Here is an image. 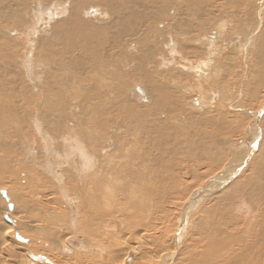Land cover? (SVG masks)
Returning a JSON list of instances; mask_svg holds the SVG:
<instances>
[{"label":"bare ground","instance_id":"6f19581e","mask_svg":"<svg viewBox=\"0 0 264 264\" xmlns=\"http://www.w3.org/2000/svg\"><path fill=\"white\" fill-rule=\"evenodd\" d=\"M31 1L0 0V187L4 189L0 191L3 197L0 199V264H145L146 262L155 264L159 261L173 264L175 256L184 245L180 247L179 242L188 226L187 219L206 198L211 202L212 199L209 200V198L217 196L216 200L221 203L212 204V207L218 205L216 208H220L222 212H232L230 208L227 211L224 207L225 201L230 202L231 197L239 199V196L243 195L250 198L253 196L252 192L256 190H258L255 193L256 197L264 196V143L262 142L261 145V117H259L264 108L256 113H250L247 108L241 111L238 115L240 118L241 115L248 114L242 128L235 121L239 120L238 117L234 119L237 115H230L236 108L226 107L227 97L231 99L232 92L235 91L232 88L247 90L248 86L250 90L249 87L252 88L255 85H251L252 82L246 83L249 74L246 72L254 68L253 63L249 67L248 55L254 57L257 52L254 54L253 51H258L256 46L259 43L264 46V39H260V34L264 30L261 31L264 24L261 10L264 0H259L254 4L255 7H252V12L254 10L252 25H250L252 12H247L249 13L247 20L244 18L241 20V17L238 19L239 13L245 7V0H208L205 11L200 7L196 9L189 7L187 5L189 0L162 2L135 0L136 3L134 0L133 2L124 0L125 2L121 3H117L118 1L112 3L110 0H71L70 5L65 0L63 5L57 6L53 3L52 7L49 5L48 8L46 5L45 8L42 7L43 4L34 5L36 4L34 3L33 7L29 8L34 2ZM46 1L52 2V0ZM175 2L185 5L179 10L188 13L189 21L182 22L176 27L179 31L187 32V43H181L183 40L180 43L179 40H175L177 31L170 30L167 20L158 24L157 27L163 35L169 32L174 33L165 44L170 43L175 47V51L171 49L170 56L176 59V62L174 59H171L174 60L173 62L170 60L169 62L166 60L165 63L158 62L160 67L151 71L147 63L154 54L152 52L155 51L152 44L153 37L162 34L152 29L154 23L150 17L152 14H158L161 10L170 8ZM91 5L101 6L108 13V17L112 18L105 20L107 16L102 15L98 18L99 9L93 7L92 9L89 7ZM68 6H70L69 15L56 22L53 21L49 39L43 40L44 38L41 37L42 41L39 40V42V33L44 34L48 29L45 25L35 26L42 14L48 13V18L52 20L58 9L61 12L62 8L67 10ZM225 6L230 12L226 11ZM141 7L145 11L138 10ZM28 8L29 15L33 13L32 20L26 17L27 13H24ZM33 9L35 11L32 12ZM51 9L55 10L51 12ZM201 11L206 14L204 15L206 18L203 16L204 20L198 19V13ZM212 16L213 29L205 34L193 36L192 33H197L196 30H204V26L209 24ZM193 17L196 18L194 22ZM235 20L236 26H234ZM137 21L140 25L143 24L141 28H138ZM107 22L116 28L114 32L113 29L106 27ZM3 23H10L17 28L18 32L15 30L5 32L4 28L2 29ZM245 27L248 32L246 36L234 34L237 28L242 32ZM137 28L141 31L134 34L133 31ZM126 32L130 33V37L127 39L124 36L127 40L118 45V37ZM7 33L11 35L10 38L6 35ZM234 36L239 41L237 47L233 48L235 51L231 50L232 45L229 42ZM24 38L28 41L32 39V41L23 42L25 48L23 50L20 47L23 52L22 55L20 53L22 57L18 56V60L16 53ZM17 39L20 42H17ZM36 42L37 44L34 45ZM160 45L158 44L159 48ZM177 45L181 48L180 53L176 48ZM164 46L170 49L169 45L163 44ZM190 55L200 56L201 59L199 58L200 60L194 64L184 63L187 62L185 60L181 61L180 58ZM237 56L240 57L239 62L236 60ZM262 60H257L260 63L258 66H261L260 74L264 69V60ZM127 64L130 66L125 68L123 65ZM35 66L43 70L40 69L34 74ZM153 66L157 67L155 64ZM207 69H209L208 74ZM221 69H223L222 76L225 77L223 78L227 79L226 83L223 81L222 86L219 80ZM215 70L216 78L209 80L215 81L216 88L220 87L217 89L218 93L211 91L208 94H200V88L197 86L205 82ZM12 72L17 80L15 81V77L12 79L15 82L19 81L20 85L10 80L9 75ZM65 73H71V83H68ZM160 73L165 79L167 78L165 83L157 79L162 76ZM133 75L140 77L146 85L143 83L129 85L126 79ZM186 76L193 79L194 84ZM81 83L85 84L81 85ZM190 91L197 92L198 96L194 102L191 101L189 105H186L185 110L183 103L186 100V93ZM252 91L253 93L248 92V98L243 101L249 99L250 104L254 105L256 99L261 98L257 107L259 109L264 104V95L261 96L258 91ZM224 97L225 102H221ZM149 99H151V105L147 104ZM146 104L147 107L144 106ZM206 105L210 106L212 114L216 111L215 115L210 116L208 120H199V116L194 115V117L192 113H188L189 108L196 114L202 113L206 111L204 110ZM184 113L191 115L188 116L187 121H185ZM77 114H83V117ZM223 114L225 117H219ZM261 114L263 118L264 113ZM254 117L258 124L253 125ZM214 119L217 120L216 130L221 129L222 134L228 133L230 137L234 133H240V139L237 137L239 140L237 139L236 143L234 140L230 143L219 140L212 134L204 140L207 136L204 127ZM184 122L187 123L184 124ZM189 123H196L198 126L195 124L197 128L190 130ZM40 124L51 129L49 137L41 133ZM120 138H124L125 142ZM155 138H163L165 141L159 143ZM240 143L241 145L238 146ZM228 144L233 147H228ZM151 145L153 151L150 148ZM259 145H261L260 148ZM225 147L227 150L224 149ZM14 152H19L20 156L14 155V157ZM255 154L256 158L252 166L258 163L253 171L256 174L254 180L246 179L237 183V188L230 189L234 179L239 176L241 179L244 178L245 170L250 164L247 165L248 160ZM178 155L183 159L178 158ZM59 157L64 160H59ZM70 157L71 165L65 164L67 167L64 168L61 163L68 164ZM189 158L193 161L190 170L193 171L194 177L202 175V173L198 174V167L202 165L211 167L219 161L223 167L214 173L208 185L194 192L195 194L188 197L182 206L180 205L181 209L175 216L179 219L175 218L174 234L170 242L163 241L161 236V241L155 242L153 239L149 243L144 239L143 225L138 224L136 218H140V221L141 218L144 221L150 219L156 208L150 197L154 200L161 197L160 192L156 190L157 187L153 186L154 182L156 183V179L161 177L164 183L170 186L172 176L169 173L172 172V167L168 166L182 165L181 162ZM14 161L17 165L11 167ZM186 167L185 169H189ZM186 177L189 178V175L186 174ZM179 182L177 181V184H180ZM6 183L11 186V191L6 190L8 187L4 188ZM246 186L247 188L253 186L252 192L247 190ZM26 188L36 194L37 202L52 200L57 204L59 201L58 209L51 208L50 222L44 232L41 229L43 233L38 234L35 232L37 228L26 225L22 216L17 219V215L13 214L19 209L17 204L22 205L32 200L21 196V190ZM261 190L263 193H260ZM48 192H51L52 197ZM47 196L50 199L46 198ZM157 200L155 201L158 202ZM240 202L242 205L239 204L238 209L235 210V213L239 211V214L243 216L235 220V224L238 223L242 229L240 238V232H236L235 229L232 232L231 227L229 228L226 223L213 225L211 230L216 232L217 236L223 235L221 227L227 229H222L226 233L225 239L221 237L224 241L216 238L213 244L211 240L208 241L217 247L213 249L212 246L211 250H215L212 257L215 258L218 255V249L221 257L218 258V255L215 261L218 262L221 259L219 264H264V234L253 233V225H255V222L251 221L253 210L246 201L240 200ZM131 204H134V207ZM232 205L236 206L234 200L231 202ZM262 205L264 207V202ZM122 206L123 213L126 210L131 212L133 209L131 216L135 219L125 221L130 213L125 214L123 218L111 217L113 214L118 216L117 212L122 210ZM25 209L31 212L29 206ZM59 209L62 212L58 211ZM55 210L57 211L54 212ZM202 210L205 213V209ZM209 210L207 208L206 212ZM211 211H214L213 208ZM222 212L220 214H223ZM253 214L255 215L254 212ZM107 218L110 219L107 220ZM262 219L261 225L264 224V213ZM242 221L245 222L241 223ZM123 223L127 224L123 227ZM152 223H150L151 226L154 225ZM226 243L230 245L228 252L223 247ZM243 244L245 247H242ZM234 245L243 249L242 255L239 247L236 248ZM140 248H142L141 251H139ZM207 252L210 251L207 250ZM207 252L203 255L208 256L199 258V261L204 263L210 259L209 262L215 264L211 253Z\"/></svg>","mask_w":264,"mask_h":264},{"label":"rangeland","instance_id":"374dc122","mask_svg":"<svg viewBox=\"0 0 264 264\" xmlns=\"http://www.w3.org/2000/svg\"><path fill=\"white\" fill-rule=\"evenodd\" d=\"M31 1V0H30ZM32 1H34V2H32ZM31 2V4H30V6H29V8L30 7H33V5L32 4H34V3H36V4H34V5H42V7H45L46 5V7H48L49 5H51V6H49V7H52V4L53 3H55V5H63L64 4V2H65V0H52V2L51 3H49V2H47L46 0H45V2H43L44 0H32ZM66 1H68V3H69V5L71 4L70 2H71V0H66ZM117 2V3H121V2H125L124 0L122 1H120V0H110V2ZM131 2H133V0H130ZM137 1H141V0H137ZM159 2H162V1H165V0H158ZM199 1V2H198ZM246 1V3H245V7H244V9L242 10V12H240L239 13V15H238V19L240 18L241 20H243V18L245 19V20H247L248 19V17H249V13H251L252 12V7H255L254 6V4L255 3H258V1L259 0H245ZM57 2V3H56ZM134 2H135V0H134ZM48 3V4H47ZM136 3V2H135ZM194 3V4H193ZM208 3V0H189V2H188V6L189 7H191V8H193V9H196L197 7H200V8H202L203 9V11H205L204 9H207L205 6H207L206 4ZM54 5V6H55ZM53 6V8H55ZM172 6H173V9H172ZM181 6H185V5H183V4H179L178 2H175L174 3V5H171L170 6V8L168 7V8H166V9H164L163 11L161 10L160 12H158V14H152V16L150 17L151 19H153L152 20V22L154 23H152L153 24V27H152V29L155 31V32H158V33H160V34H162L160 31H159V29H158V24H162L165 20H167L168 21V27H170V30H176L177 31V34L175 35V40L176 41H178L179 43L181 42V40H183L181 43H187V39H188V36H187V32H182V31H179L176 27L178 26V24H180V23H182V22H184V23H187L188 21H189V19L187 18L188 17V13H186V12H184V11H180L179 10V8L181 7ZM45 7V8H46ZM48 7V8H49ZM89 7H93V8H98L99 9V11H100V13H99V16H98V18H100V15H102V16H107V19L105 18V20H109V19H111L112 17H108V13H106V11H105V9L104 8H102L101 6H99V5H91V6H89ZM204 7V8H203ZM27 9L26 10V12L24 11V13L27 15L26 17H29V19H31L32 20V18H33V13L31 14V16L29 15L30 14V9ZM85 8H87V7H85ZM92 8V9H93ZM150 9H151V7H149ZM225 8H226V6H225ZM44 9V8H43ZM69 9H70V6H68L67 7V10H65V9H63L62 8V11L61 12H59L60 10L58 9L57 11H56V13H55V15H54V19H49L48 17H49V14L48 13H44V14H42V16L40 17V19H39V22L38 23H36L35 24V26L37 25V26H41V25H45V26H48V29L46 30V32L43 34V33H39V36H40V39H38L39 38V36H38V41L40 40V41H42V38H44L43 40H47V39H49V37H50V34H51V25H52V22L54 21V22H56L58 19H60V18H62V17H67L68 15H69ZM52 10H55V9H51V12H52ZM64 10V11H63ZM95 10V9H94ZM138 10H140V11H145L142 7L141 8H139ZM245 10V12L243 13V11ZM261 10H262V18L264 19V4L262 5V7H261ZM33 11H35V9H33L32 10V12ZM171 11V12H170ZM203 11H201V12H199L198 13V19H203V16L204 15H206L205 13H203ZM226 11L227 12H230L229 11V9H227L226 8ZM249 11V13H247ZM117 11H115V13H116ZM175 12V13H174ZM184 12V13H183ZM253 12H254V10H253ZM253 12H252V14H251V20H250V25H252V22H253V17H254V15H253ZM58 13V14H57ZM173 13V14H172ZM200 13H201V15H200ZM172 14V15H171ZM179 14V15H178ZM203 14V15H202ZM231 14H233L234 15V13L233 12H231ZM58 15V16H57ZM159 15V16H158ZM179 17H178V16ZM180 15H182V16H180ZM200 16H202V17H200ZM224 16L226 17V14H224ZM235 16V15H234ZM93 17V16H92ZM155 17V18H154ZM175 17V18H174ZM185 17V18H184ZM205 18H206V16H204ZM204 18V19H205ZM42 19V20H41ZM47 19V20H46ZM203 19V20H204ZM31 20H30V23H31ZM194 20L196 21V18L195 17H193V19H192V21L194 22ZM213 22H212V21ZM244 20V21H245ZM155 21V22H154ZM170 21V22H169ZM178 21H181V22H178ZM106 22V21H105ZM211 22V23H210ZM240 23H241V21H239ZM137 23H138V28H141L142 27V25H140L139 24V21H137ZM236 20H235V22H234V26H236ZM243 23V26H244V22H242ZM247 23V22H246ZM245 23V24H246ZM107 28H110L113 32L115 31L114 29H116V28H113V26L111 25V23H109V22H107ZM176 26H175V25ZM3 26H2V29L5 31V32H7V31H9V32H11V31H17L18 32V30H16L17 28L16 27H14L13 25H11L10 23H3L2 24ZM28 25V24H27ZM110 25V26H109ZM135 25V24H134ZM147 25H148V23H147ZM146 25V26H147ZM174 25V26H173ZM34 26V27H35ZM141 26V27H140ZM213 26H214V19H213V16L210 18V21H209V24H206L205 26H204V30H201V31H199V30H196V32L197 33H192V35L194 36V35H196V34H205V33H207V31H209V30H211V29H213ZM246 26H247V24H246ZM253 26H254V24H253ZM206 27H209V28H206ZM138 28L136 29V31L134 30L133 31V33L134 34H136V33H138L139 31H141V29L140 30H138ZM176 28V29H175ZM250 28V27H249ZM144 29V28H143ZM207 29V30H206ZM247 28L245 27V30H243L242 32L241 31H239V29L237 28L236 30H234V34L235 35H238V34H241V35H244V36H246L247 34H248V32H247V30H246ZM264 29V24H263V27H262V29H261V31ZM204 31V32H203ZM38 32V31H37ZM48 32V33H47ZM241 32V33H240ZM263 32V33H262ZM261 32V37H260V39H264V30ZM48 35H47V34ZM237 33V34H236ZM130 33H128V32H126V33H122L119 37H118V39H117V44L119 45V44H121L124 40H127L129 37H130V35H129ZM174 33H167V34H165V35H159V36H154L153 37V41H152V44L154 45V47H153V49L156 51L157 50V52L155 53V51H153L152 53H154V54H152V58L148 61V69H150L151 71H153V69H156V68H159L160 66H158V65H160V63H158V62H169V60H170V62L172 61H174V62H176V59H174V58H171L172 56H170V54H171V51L172 50H174V48L175 47H173V45H170V43H168V44H165V42H166V40L168 41V39H169V37H171L172 35H173ZM7 36H8V38H10L11 37V35L10 34H6ZM158 35V34H157ZM122 36V37H121ZM127 38H125V37ZM42 37V38H41ZM27 38V37H26ZM26 38H24L23 40H21V46L19 45V47H18V52L16 53V56L18 57H20L21 55H22V52L23 51H21L22 49L24 50V48H25V46L23 47V42H26V41H28V40H25ZM181 38H184V39H181ZM233 39L231 40V41H229L230 42V44L232 45V46H230L231 47V50H234L235 51V49H233V48H235V46L237 47V43L239 42V41H237L236 40V38H235V36L234 37H232ZM120 40V41H119ZM132 40H134V38H132ZM32 41V39L30 40L29 39V41L28 42H31ZM39 41V42H40ZM161 43H160V42ZM186 41V42H185ZM17 42H20L18 39H17ZM121 42V43H120ZM235 42V43H234ZM148 45H149V40H148ZM178 43V44H179ZM37 44V42L34 44V45H36ZM157 44V45H156ZM158 44H161L160 45V48H159V46H158ZM163 44L164 45H169L170 46V49H169V47L168 48H165V46L163 47ZM236 44V45H235ZM261 43H259L256 47L258 48V51H253L254 52V54H255V52H257L255 55L253 54V53H250L251 55L253 54L254 55V57L253 56H250V55H248V57H249V67L250 66H252L253 64L254 65H256V66H254L253 65V67L254 68H250V69H248V71L246 72L247 74L249 73L250 74V77H249V74H248V77H247V79H246V83H250L251 84V82H252V84L251 85H253V84H255V85H253L252 86V88H251V86L249 87V89L250 90H248V84L246 85L247 87V90H244V89H240V88H238V87H235V88H232V90L234 91V92H232V95L234 96H232L231 97V99L229 98V97H227L228 98V100L226 101V104H227V108L228 107H235L236 109L235 110H233L231 113L232 114H230V115H237V116H235L234 117V119L236 118V117H238V119L239 120H235V121H237V123L240 125V126H242V125H244L245 123V118L248 116V114H244V115H241V118H240V116H238L239 114H240V112L241 111H245L246 110V108L249 110V112L250 113H256V112H258L261 108H264V104L259 108V109H257V107H258V105H259V102H260V100H261V98H259V99H256V102L254 103V105H251L250 104V100L248 99L247 101H243V99L245 100L246 98H248V92L249 93H253V91L252 90H255V91H258V94L259 95H264V73H263V71H264V69H263V71L261 72V74H260V70H259V68L261 69V66H258L260 63L259 62H257V60L259 61V60H264V46L261 44ZM118 45H116V47H118ZM260 46H262V47H260ZM22 49H21V48ZM37 47V46H36ZM133 47V46H132ZM20 48V49H19ZM165 48V49H164ZM177 50H178V53H180L181 52V48L177 45ZM260 48V49H259ZM17 49V48H16ZM168 49V50H167ZM172 49V50H171ZM19 50L21 51V52H19ZM163 50V51H162ZM165 50V51H164ZM13 51H14V49H13ZM162 53H161V52ZM170 51V52H169ZM175 51V50H174ZM233 51V53H235ZM168 52H169V54H168ZM15 53V52H14ZM19 53V54H18ZM20 53H21V55H20ZM161 53V54H160ZM230 54V53H229ZM258 54V55H257ZM169 55V56H168ZM236 55H238L237 53H236ZM257 55V56H256ZM31 56H33V54L31 55ZM232 56V58H233V55H231ZM263 56V57H262ZM19 57H18V60H19ZM22 57V56H21ZM180 57V56H179ZM163 58V59H162ZM201 59V57L199 56V57H195L194 55H190V56H185V57H183V58H180L181 59V61L182 62H184L183 60H185V61H187V62H184V63H191V64H194L195 62H197V61H199L200 59ZM257 60H256V59ZM159 59H161V60H159ZM171 59H174V60H171ZM216 59V58H215ZM252 59H253V61H252ZM164 60V61H163ZM167 60V61H166ZM236 60H238V62L240 61V57H236ZM262 60V61H263ZM190 61V62H189ZM32 63H33V61H32ZM178 63V62H177ZM253 63V64H252ZM153 64H155V65H157V67L156 66H153ZM264 65V64H263ZM125 68H128L129 66H130V64H127V65H123ZM154 67V68H153ZM256 67V68H255ZM258 67V68H257ZM152 68V69H151ZM264 68V67H263ZM41 70H43V68H40ZM40 69H38V68H36V66H35V69L33 70L34 71V74H36V73H38L39 71H40ZM246 69V70H247ZM250 70V71H249ZM256 70V71H255ZM32 71V72H33ZM72 72V71H71ZM125 72H128V71H125ZM258 72H259V75H258ZM130 72H128V74H129ZM209 73V69H207V74ZM66 74V73H65ZM216 74V70L213 72V73H211L210 74V76H209V78L207 77V79H206V81L205 82H203V83H201V85H199V86H197V87H199L200 88V94H208V93H210L211 91L212 92H214V93H218V91H217V89H219V88H216V85H215V81H213V82H211L210 80L212 79V78H216L215 75ZM219 76H220V78H219V80L221 81V86L223 85V81L226 83V81H227V79H224L225 77L224 76H222V74H223V69H221L220 71H219ZM241 74V73H240ZM252 74V75H251ZM67 75V78H68V80H69V82L68 83H71V73L70 74H66ZM160 75H162V76H159V77H157V79H159L162 83L164 82L165 83V80L167 79H165V77H164V75L162 74V73H160ZM212 75V76H211ZM254 75H255V77H254ZM261 75V76H260ZM260 76V77H259ZM12 77H13V79H14V77H15V81L17 80L16 79V75L15 74H13V72L12 73H10V75H9V78H11L10 80H12V82L14 81L13 79H12ZM88 77V76H87ZM86 77V78H87ZM163 77H164V79H163ZM187 78H188V80L190 79L188 76H186ZM222 77V78H221ZM224 77V78H223ZM259 77V78H258ZM86 78H85V80H86ZM132 78H134V79H132ZM161 78H162V80H161ZM139 79V80H138ZM210 79V80H209ZM249 79H250V81H249ZM127 81H129V85H131V84H134V83H136V84H139V83H143V85H146V84H144V82L142 81V79L139 77H135L134 75L133 76H128L127 77V79H126ZM132 80V81H131ZM135 80V81H134ZM187 80V81H188ZM191 81L193 80V79H190ZM253 80V81H252ZM14 81V82H15ZM142 81V82H141ZM13 82V83H14ZM19 81H17V82H15V83H17V85H20V83H18ZM195 82H196V78H195ZM211 82V83H210ZM192 83H193V81H192ZM82 84H85V83H81V85ZM194 84V83H193ZM41 85V84H40ZM134 86V85H133ZM88 88H89V86H88ZM175 88V87H174ZM175 89H177V87L175 88ZM222 90V89H221ZM244 90V91H243ZM236 92V93H235ZM70 94H71V92H70ZM187 95H186V100L184 101V103H183V106L185 105V110H186V105H189V102H194L195 101V99H196V97L198 96V94H197V92H195V91H190V93H186ZM222 92H221V97H222ZM257 94V95H258ZM189 95V96H188ZM193 99V100H192ZM225 97L223 98V100L221 101V102H225ZM243 102H242V101ZM252 101V100H251ZM228 103H230V104H228ZM235 103H236V106H235ZM148 105L150 104L151 105V99H149V103H147ZM144 105V106H148V105ZM249 104V105H248ZM248 106V107H247ZM205 108L206 109H204V110H206V111H202V113H199V112H197V114H196V112H194L191 108H189V112L188 113H192L191 115L192 116H199V120H208V119H210V116L212 117L213 115H215V113H216V111H215V113L214 114H212V110H211V108H210V106H208V105H206L205 106ZM235 111V112H234ZM239 111V112H238ZM248 112V111H247ZM234 113V114H233ZM261 113H264V110H262L261 111ZM260 113V116L259 117H261V119H260V122H261V124H260V129H261V145L264 143V117L262 118V115L263 114H261ZM190 114H186V113H184V115L186 116V120L185 121H187V119H188V116L190 115ZM200 114V115H199ZM79 117H83V114H77ZM181 115H183V114H181ZM190 115V116H191ZM259 115V114H258ZM163 116L164 117H166V115L165 114H163ZM172 116H173V114H172ZM194 116V117H195ZM194 117H192V119H195ZM219 117H221V118H223V117H225V115L223 114V115H221V116H219ZM250 119H251V117H249ZM234 119L232 118V121H234ZM242 119V120H241ZM196 120V119H195ZM182 121V120H181ZM234 121V122H235ZM247 121V120H246ZM248 122H249V119H248ZM183 123V122H182ZM185 123H187V122H184V124ZM244 123V124H243ZM195 124L196 123H189V125H190V130H191V128H194V129H196L197 127L195 126ZM255 124H258V123H256V117H254L253 118V125H255ZM197 125V124H196ZM216 125H217V120L216 119H214L211 123H209L208 125H205V127H204V129L207 131V136H206V138L204 139V140H206L209 136H211L212 134L213 135H216V137L217 138H219V140H226V141H228V142H230V143H232V141L234 140L235 141V143H236V141H237V139L239 138L240 139V133L239 134H236V133H234L231 137L229 136V134L227 133V134H222L221 133V129H219V130H216L215 129V127H216ZM198 126V125H197ZM45 125L43 126V124H40V128H41V133H45L44 135L46 136V137H49V135L51 134V129L49 130L47 127H46V129H45ZM182 127H183V125H182ZM242 128H244V126H242ZM45 129V130H44ZM48 130V131H47ZM43 131V132H42ZM45 131V132H44ZM40 132V131H39ZM47 132H49V133H47ZM47 133V134H46ZM174 136H175V134H174ZM198 137H199V135H198ZM238 137V138H237ZM120 139H122V138H120ZM124 139V138H123ZM122 139V140H123ZM156 140L158 139V138H155ZM238 139V140H239ZM163 140V141H162ZM124 141V140H123ZM154 141V140H153ZM153 141H152V144H153ZM157 141H159V143H162V142H164L165 141V139H163V138H159ZM125 142V141H124ZM263 142V143H262ZM241 145V143L240 144H238V146H240ZM261 145H259V148L261 147ZM153 146L151 145L150 146V148L152 149V151H153V148H152ZM228 147H233L232 145L230 146L229 144H228ZM225 150H227V147H225L224 148ZM242 149V148H241ZM241 149H239V150H241ZM228 151H230V150H228ZM257 152H258V149H257ZM257 152H256V154H257ZM18 153V154H17ZM256 154L252 157V158H250L249 160H248V163H247V165L249 166V167H247V169L245 170V176H244V178L243 179H241V176H239V177H237V179H234L233 181H232V183H231V185H230V189H232V188H237L238 187V185H237V183H241L242 181H244V180H246V179H250V180H254V176L256 175L253 171H254V169H256L257 168V163L258 162H256L253 166H252V162H253V160L256 158ZM264 154V153H263ZM263 154H262V156H263ZM20 156V153L19 152H14L13 153V156ZM14 156V157H15ZM175 156V155H174ZM179 157L178 158H182V156H180V155H178ZM261 156V157H262ZM183 159V158H182ZM59 160H64V158H60L59 157ZM168 160V159H167ZM190 160V161H189ZM71 157H70V160L68 161V164L67 163H61V165L62 166H64V168L65 167H67L66 165H71ZM176 161V160H175ZM251 161V162H250ZM192 162V163H191ZM15 163V164H14ZM182 163V165H170V166H168V167H172L171 169V171L172 172H170L169 173V175L170 176H172V179L170 180V182H171V185L170 186H167L168 184H166V183H164V180L163 179H161V177H159V178H157L156 180H157V182L155 183L154 182V184H153V181H152V184H153V186L156 188L157 187V191H159L160 192V196L162 197L165 193H167V194H165V196H163L162 198L160 197L158 200L157 199H155V200H157L158 202H156L152 197H150V200L154 203V205H155V213H153L152 215H151V217H150V219L149 220H143L142 218H141V221H140V218L138 219V218H136L137 220H138V224H140V225H143L142 226V229L143 230H145L144 232H145V234H144V236H145V240L147 241V242H149L150 243V240H153L154 239V241L156 242L157 240L159 241H161V236H162V240L163 241H168V242H170V240L172 239V235L174 234V231H173V228H174V223H175V218H177V217H175V216H177V212L181 209V206L183 205V202H185V200L186 199H188V197H190L191 195H193V194H195L197 191H199V190H202L206 185H208V181H209V179L214 175V173H216L217 171H219L220 170V167H223L222 165H221V163L218 161L215 165H213V166H205V165H202L200 168L198 167V174L199 173H202V175L200 176V177H194V175H193V171L192 170H190V168H191V166H193V161H191V159L189 158V159H186L185 161H182L181 162ZM224 163H225V160H224ZM66 164V165H65ZM187 164V165H186ZM17 165V163L14 161L13 163H12V165H11V167H13V166H16ZM188 167L189 169H185V167ZM174 167V168H173ZM186 167V168H187ZM64 168H61V169H64ZM181 168V169H180ZM219 168V169H218ZM174 169V170H173ZM180 169V170H179ZM217 169V170H216ZM178 170V171H177ZM209 170V171H208ZM174 171V172H173ZM185 171V172H184ZM187 171V172H186ZM192 171V172H191ZM25 172V171H24ZM179 172H181V173H179ZM26 173V172H25ZM184 173V174H183ZM187 174V176L189 175V178L188 177H186V174ZM190 173H191V175H190ZM176 174H178V175H176ZM203 174H204V176H203ZM174 175V176H173ZM209 176V177H208ZM174 177H176V178H174ZM198 178H200L199 179V181H197L198 180ZM177 179V180H176ZM161 180H163L162 182H161ZM175 180V181H174ZM195 180V181H194ZM177 181H180L179 183L180 184H182L181 186H180V184H177ZM201 181H202V183H201ZM207 181V182H206ZM240 181V182H239ZM173 182V183H172ZM191 183V184H190ZM160 184V185H159ZM237 186H236V185ZM5 185V187L4 188H7L6 190H10V185H8L7 183L6 184H4ZM23 185V187H25L24 186V184H22ZM174 185V186H173ZM177 187H176V186ZM178 185H179V187H178ZM188 186V187H187ZM158 187H159V190H158ZM161 187V188H160ZM166 187V188H165ZM186 187V188H185ZM170 188V189H169ZM180 188V189H179ZM254 187L253 186H251V187H248L247 188V186H246V189L247 190H250L251 191V189H253ZM166 189V190H165ZM172 189H173V191H172ZM177 189V190H176ZM5 190V191H6ZM23 190V191H22ZM21 190V192H20V194H21V196H25V199L28 197L29 199H32V200H28L29 202H27V203H24V204H22V205H20V204H17V206L19 207V209H17L13 214H16L17 216H16V218L18 219V217L19 216H22V218H23V221H24V223L26 224V225H28L29 227L30 226H32V227H35V228H37L36 230H35V232H37L38 234H40V233H43L45 230H46V228H47V225L49 224V212H50V210H51V208H53V207H56L57 209H58V206H59V201L57 202V204L56 203H54V201H52V200H43V201H41V202H37V196H36V194H34V192L32 191V190H30L29 191V189H27L26 188V190L25 189H22ZM194 190V191H193ZM0 191H4V189L2 188L1 189V187H0ZM11 191V190H10ZM23 192V193H22ZM30 192H32V193H30ZM163 192H164V194H163ZM195 192V193H194ZM252 192V191H251ZM256 192H258V190H256V191H254V192H252L253 193V196L252 197H248L247 198V196H243V195H240L239 196V199L237 198V197H235V198H232L231 197V199H230V202H229V200H226L225 201V208L227 209V211H228V208H230L231 210H232V212H222L221 210H220V208H216V206H218V205H213V207H212V204H219V203H221L220 201H217L216 200V197L217 196H214L213 198H209V200H211V202L210 201H208V198H206L203 202H201L200 204L201 205H199V207L197 208V210H194L193 211V213H191V215L189 216V218L187 219V228L184 230V232H183V235H182V240H180L181 242H179V245H180V247L182 246V249L179 251V254H177L176 256H175V262L173 263V264H213V263H210L209 261H210V259L209 260H206L207 262H204V263H202L201 262V260L199 261V258H203L205 255L206 256H208L207 254H205V255H203L204 253H206L207 252V250L208 251H210V252H207V253H211L210 255H211V257H212V254L214 253V251L215 250H213V249H216L217 247H215L214 245H212L213 243H214V241L216 240V239H220V241H224V239H225V237H226V233H224V231L222 230V229H224V230H226L227 228H225V227H221V231H222V233H223V235L221 236V235H219V236H217L218 234L216 233V232H214L213 230H211L212 228H213V225L214 226H216V225H220V223L222 222V223H226L227 225H228V227L230 228V230L233 232V231H235L236 230V232H240V235H239V238H240V236H241V232H242V229L238 226V223L237 224H235V220L237 219H239V217L240 218H242L243 216L242 215H240L239 214V211H237L236 213H235V210L236 209H238V207H239V204L240 205H242V203L240 202V200H243V201H246L247 203H248V205H249V207L253 210V212L255 213V215L253 214V212H252V215H251V221L253 220V222H255V225H253V233H259V234H264V224L263 225H261V223H263V213H264V207H263V205H262V203L264 202V196H258V197H256L255 196V193ZM30 193V194H29ZM50 195H51V197H52V194H51V192H48ZM260 193H263V191L261 190L260 191ZM29 194V195H28ZM264 194V193H263ZM46 198H48V199H50V197L49 196H47ZM0 199H3V197L1 196V194H0ZM163 201H162V200ZM167 199V200H166ZM213 199H214V201H215V203H213L214 201H213ZM235 201L236 202V206L235 205H232L231 206V202L232 201ZM167 201V202H166ZM218 202V203H217ZM121 203H122V201H121ZM173 203V204H172ZM182 203V204H181ZM230 203V204H229ZM160 204V205H159ZM161 204H164L163 206L161 205ZM168 204V205H167ZM123 205V204H122ZM132 205V207H134V204H131ZM158 205V206H157ZM181 205V206H180ZM26 206H29V210L31 211L30 213L29 212H27L26 211V209H25V207ZM160 206H161V208H160ZM209 206H211V207H209ZM20 207H21V209H20ZM171 207H173V208H171ZM204 207V208H203ZM81 208H83L84 209V207L83 206H81ZM207 208L208 209H210L209 211H207L206 212V210H207ZM211 208H213V210L214 211H211ZM159 209V210H158ZM164 209V210H163ZM174 209V210H173ZM202 209H205V213H203V210ZM256 209V210H255ZM123 206H122V210L119 212H117V214H118V216L116 215V214H113V215H111V217H113V218H115V217H117V218H123L124 216H125V214H129L130 213V215H129V217L128 218H126L125 219V221L126 222H129V221H131V219H135V218H133V216H131L132 214L131 213H133L134 212V210L132 209L131 210V212H128V210H126V212L125 213H123ZM160 210H162V211H160ZM169 210V211H168ZM261 210V211H260ZM57 210H55L54 212H56ZM58 211H60V209L58 210ZM80 211H81V209H80ZM157 211V212H156ZM197 211V213H195ZM199 211H201L202 213H198ZM211 211V213L210 214H208V212H210ZM263 211V212H262ZM60 212H62V211H60ZM159 212H161L160 214H159ZM163 212V213H162ZM165 212L167 213V214H165ZM220 212H222L223 214H220ZM119 213H122V214H119ZM156 213H158V214H156ZM194 213H195V215H194ZM39 214V215H38ZM79 214H80V212H79ZM124 214V215H123ZM162 214V215H161ZM121 215V216H120ZM167 215V216H166ZM194 215V216H193ZM199 215V216H198ZM234 215V216H233ZM155 218H154V217ZM110 217V216H109ZM132 217V218H131ZM110 219V218H109ZM108 218H107V220H109ZM156 219H157V221H156ZM177 219H179V218H177ZM154 220V221H153ZM206 220V221H205ZM216 220L218 221V222H216ZM143 221V222H142ZM148 221V222H147ZM150 221V222H149ZM201 221V222H200ZM204 221V222H203ZM120 222H123V220H120ZM153 222V223H152ZM198 222V223H197ZM208 222V223H207ZM245 221H242L241 223H244ZM257 222V223H256ZM23 223V224H24ZM150 223H152V224H154V225H152L151 226V224ZM165 223V224H164ZM209 224V225H207V224ZM260 223V224H259ZM45 225V226H43V225ZM125 224H127V223H123V227L125 226ZM146 224V225H145ZM149 226H148V225ZM160 224V225H159ZM201 224V225H200ZM203 224H205V226L203 225ZM258 225H259V227H258ZM42 226V227H41ZM209 228H208V227ZM148 227V228H147ZM151 227V228H150ZM164 227H165V229H164ZM199 227H202V228H199ZM203 227H204V229H203ZM257 227V228H256ZM159 228L161 229V230H159ZM163 228V229H162ZM208 228V229H207ZM41 229L43 230V232L41 231ZM150 229H151V231H150ZM235 229V230H234ZM237 229H238V231H237ZM206 230H210V231H206ZM255 230V231H254ZM170 233H169V232ZM198 231V232H197ZM207 232V233H206ZM210 232V233H209ZM215 234V235H214ZM201 235V236H200ZM212 235L214 236L213 238H212ZM36 236H40V235H36ZM217 236V237H216ZM264 236V235H263ZM32 238L33 237H35V236H31ZM147 237V238H146ZM151 239H150V238ZM185 237V238H184ZM205 237V238H204ZM221 237H223V238H221ZM216 238V239H215ZM147 239H149V240H147ZM222 239V240H221ZM7 240H9V239H7ZM132 240V239H131ZM188 240V241H187ZM190 240V241H189ZM209 240H211L210 242L212 243V244H210V242L208 243V241ZM202 241V242H201ZM203 241H205V242H203ZM184 242V243H183ZM46 243L47 244H49V245H51V243H49L48 241H46ZM191 244V245H190ZM199 245V246H198ZM222 245V244H221ZM238 245V244H237ZM244 245V246H243ZM242 245V247H245V244H243ZM124 246V245H123ZM122 246V247H123ZM186 246V247H185ZM209 246V247H208ZM214 248H213V247ZM226 246H227V248H226ZM125 247V246H124ZM184 247V248H183ZM200 247V248H199ZM223 247L227 250V252L230 250V245H227V243L226 244H224L223 245ZM234 247H236V248H238L239 246H236V245H234ZM198 248V249H197ZM211 248H213L212 250H211ZM233 248V247H232ZM210 249V250H209ZM239 249H240V252H241V255H242V248H240L239 247ZM142 250V248H140V250L139 251H141ZM185 250V251H184ZM197 250H199V252H197ZM201 251V252H200ZM213 251V252H212ZM105 252H107L108 253V251H105ZM180 252H181V254H180ZM194 252H196V254L194 253ZM189 253V254H188ZM191 253V254H190ZM194 253V254H193ZM201 253H202V255H201ZM199 254L201 255V256H199ZM217 254L219 255H217L218 256V258H220L221 257V255H220V253H219V250L217 249ZM198 257H196V256ZM234 255H235V253H234ZM191 258H190V257ZM214 256V255H213ZM217 256L215 257V258H213V262L215 263V264H219L220 262H221V259L218 261V262H216L215 260L216 259H218L217 258ZM194 257V258H193ZM183 258V259H182ZM188 258V259H187ZM195 259V260H194ZM212 260V259H211ZM187 261V262H186ZM198 261V262H197ZM195 262H197V263H195ZM236 261H234V263H235ZM133 263H134V261H133ZM166 263V261H159L158 263H155V264H165ZM145 264H153L152 262H146Z\"/></svg>","mask_w":264,"mask_h":264},{"label":"water","instance_id":"95a60500","mask_svg":"<svg viewBox=\"0 0 264 264\" xmlns=\"http://www.w3.org/2000/svg\"><path fill=\"white\" fill-rule=\"evenodd\" d=\"M3 195H5L4 193H2ZM9 209L11 210L12 209V205L10 204L9 205ZM6 217V216H5ZM7 218V217H6Z\"/></svg>","mask_w":264,"mask_h":264}]
</instances>
